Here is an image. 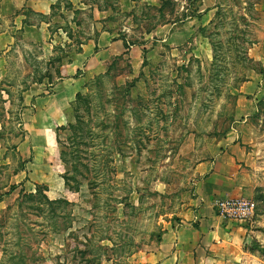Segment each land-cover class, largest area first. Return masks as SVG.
<instances>
[{"label":"rangeland","instance_id":"obj_1","mask_svg":"<svg viewBox=\"0 0 264 264\" xmlns=\"http://www.w3.org/2000/svg\"><path fill=\"white\" fill-rule=\"evenodd\" d=\"M262 1L57 0L31 12L46 35L0 46V264H147L169 223L198 209L196 168L244 118L242 86L264 72ZM217 2L220 16L200 24ZM100 29L146 45L140 68L125 51L89 74L64 116H45L35 97ZM252 120L264 127V112ZM261 167L263 185L243 197L256 203L251 264H264Z\"/></svg>","mask_w":264,"mask_h":264},{"label":"crops","instance_id":"obj_2","mask_svg":"<svg viewBox=\"0 0 264 264\" xmlns=\"http://www.w3.org/2000/svg\"><path fill=\"white\" fill-rule=\"evenodd\" d=\"M56 1L0 0V46L9 47L14 43L18 31L44 37L45 27L30 21L31 12L49 13ZM219 4L217 2L200 11V24L209 25L218 12ZM260 24L264 29V0ZM201 41L203 45L210 46L206 37ZM145 47L127 46L124 39L108 30L100 29L97 33L85 35L79 42V49L62 66V76L55 83L54 92L35 97L38 108L45 116L59 119L64 116L63 104L76 98L90 73L102 70L109 60L125 51H129L135 66L140 68L142 62L139 57ZM260 47L264 44L261 43ZM210 53L209 48L206 57H210ZM259 54L257 58L254 51L256 59L262 60L264 67V51ZM242 91L253 95L249 98L246 95L239 108L244 118L238 127H232L229 137L220 142L222 147L215 159L196 168L202 176L195 201L198 209L179 214L177 222L169 223L155 250L147 256V264H251L253 255L246 244L250 243L253 235L260 240L248 219H224L214 210L216 200L247 197L253 189L263 185L258 173L261 165L264 166V135H260L264 127H258L252 118L264 112V72L245 82Z\"/></svg>","mask_w":264,"mask_h":264},{"label":"built area","instance_id":"obj_3","mask_svg":"<svg viewBox=\"0 0 264 264\" xmlns=\"http://www.w3.org/2000/svg\"><path fill=\"white\" fill-rule=\"evenodd\" d=\"M214 210L218 216L228 220H247L256 211V203L246 198H225L215 201Z\"/></svg>","mask_w":264,"mask_h":264},{"label":"trees","instance_id":"obj_4","mask_svg":"<svg viewBox=\"0 0 264 264\" xmlns=\"http://www.w3.org/2000/svg\"><path fill=\"white\" fill-rule=\"evenodd\" d=\"M195 11L197 12L198 9H195ZM218 12H219V11H218ZM218 16H220L219 13H217V18H218ZM212 24L216 27L217 22H215V20H214V21L212 22ZM209 37L211 38V34L209 35ZM211 44H212V46H213L214 59L217 60V58H218V53H217V51H216V42H215L214 40H212V38H211ZM77 95H78V94H77Z\"/></svg>","mask_w":264,"mask_h":264}]
</instances>
